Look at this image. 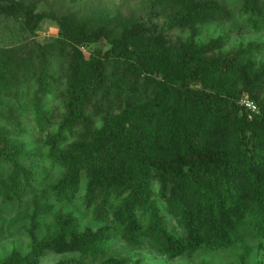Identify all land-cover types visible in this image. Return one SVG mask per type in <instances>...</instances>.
I'll return each mask as SVG.
<instances>
[{"label": "trees", "instance_id": "16d2710c", "mask_svg": "<svg viewBox=\"0 0 264 264\" xmlns=\"http://www.w3.org/2000/svg\"><path fill=\"white\" fill-rule=\"evenodd\" d=\"M153 1L166 6L165 25L0 0V16L22 34L0 48V233L23 218L29 225V250L0 264H40L49 253L96 257L115 236L168 258L225 250L244 235L264 240V43L224 52L222 36L196 39L216 23L264 31V0H237L236 10L220 0ZM45 20L57 26L53 39L37 36ZM174 28L191 34L172 38ZM99 42L105 47L90 48ZM56 99L61 115L44 155L10 139L4 118L19 132L24 118L44 133ZM46 162L60 170L52 184L34 166ZM83 180L82 209L104 224L96 230L54 210L76 199ZM46 216L51 224L39 222ZM248 255L245 248L239 264Z\"/></svg>", "mask_w": 264, "mask_h": 264}, {"label": "rangeland", "instance_id": "374dc122", "mask_svg": "<svg viewBox=\"0 0 264 264\" xmlns=\"http://www.w3.org/2000/svg\"><path fill=\"white\" fill-rule=\"evenodd\" d=\"M33 1V0H31ZM38 1V10H52L58 14L74 12L78 15H93L95 11L104 12L113 17L121 14L125 17L134 16L140 21H153L158 26L165 25L167 18L166 6H160L153 0H36ZM227 7L233 10L237 9V0H220ZM191 34L190 28H174L170 30L172 38L187 39ZM57 35V26L48 20H45L38 29L37 36L39 39L49 40ZM22 34L19 25L11 20L0 16V48L14 47L20 43ZM222 36L224 45L221 51H229L239 44L245 45L249 42L264 43V31L259 33L249 32L243 29L240 24L235 23H216L199 28L196 39L205 42L210 38ZM105 47L103 42L93 44L90 48ZM85 56H88V48H83ZM264 60V57H263ZM61 102L56 99L52 106L51 120L47 122V129L44 133L34 130L33 124L29 120L23 123V132H19L14 125L9 123L5 118L2 120L9 129V137L17 144H23L26 149L33 150L37 154L44 155V141L47 132H53L59 122L61 115ZM48 134V133H47ZM45 175L44 184H52L58 178L60 170L49 162L42 165H34ZM156 190V188H155ZM84 192V180L81 182L79 193L76 199L65 205L55 204V211L62 213L72 212L79 220V228L90 227L92 230L104 227V224L95 220L90 214L85 213L81 205V197ZM160 207L164 203L158 201ZM15 211L5 212L4 216L13 218ZM39 222L42 224H51L52 216L40 217ZM29 227L27 219L23 218L11 225L5 223L0 233V261L8 257L13 250L25 254L29 250V238L27 228ZM174 227L170 221L169 229ZM50 228V227H49ZM44 230L39 235L42 236ZM245 248L249 249L248 264H264V240L244 235L243 240L225 250L206 251L199 249L192 252H186L176 258H168L160 255L155 248L149 243L144 242L139 245H132L124 241L120 236H115L108 243L106 252L96 257H81L78 254H52L45 255L40 264H58L60 261L73 258L81 261L83 264H99L100 261L109 257L123 258L125 264H239V256Z\"/></svg>", "mask_w": 264, "mask_h": 264}, {"label": "built area", "instance_id": "2783aa9c", "mask_svg": "<svg viewBox=\"0 0 264 264\" xmlns=\"http://www.w3.org/2000/svg\"><path fill=\"white\" fill-rule=\"evenodd\" d=\"M241 103L245 105L247 108H249L251 111H256V106L248 99H242Z\"/></svg>", "mask_w": 264, "mask_h": 264}]
</instances>
